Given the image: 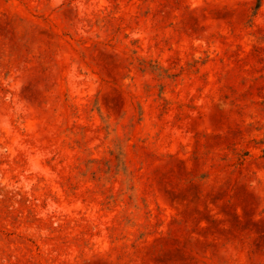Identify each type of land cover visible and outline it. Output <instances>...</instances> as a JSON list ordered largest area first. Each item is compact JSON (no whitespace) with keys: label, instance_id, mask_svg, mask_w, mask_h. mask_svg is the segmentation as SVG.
Listing matches in <instances>:
<instances>
[{"label":"rangeland","instance_id":"1","mask_svg":"<svg viewBox=\"0 0 264 264\" xmlns=\"http://www.w3.org/2000/svg\"><path fill=\"white\" fill-rule=\"evenodd\" d=\"M0 264H264V0H0Z\"/></svg>","mask_w":264,"mask_h":264},{"label":"trees","instance_id":"2","mask_svg":"<svg viewBox=\"0 0 264 264\" xmlns=\"http://www.w3.org/2000/svg\"><path fill=\"white\" fill-rule=\"evenodd\" d=\"M257 6H259V4Z\"/></svg>","mask_w":264,"mask_h":264}]
</instances>
